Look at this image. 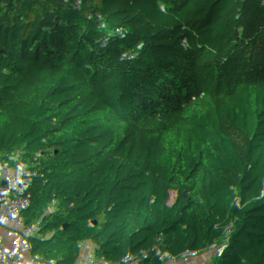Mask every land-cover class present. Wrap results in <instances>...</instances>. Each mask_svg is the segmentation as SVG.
Returning <instances> with one entry per match:
<instances>
[{
  "label": "trees",
  "instance_id": "obj_1",
  "mask_svg": "<svg viewBox=\"0 0 264 264\" xmlns=\"http://www.w3.org/2000/svg\"><path fill=\"white\" fill-rule=\"evenodd\" d=\"M119 1L0 12V264H264V0Z\"/></svg>",
  "mask_w": 264,
  "mask_h": 264
},
{
  "label": "built area",
  "instance_id": "obj_2",
  "mask_svg": "<svg viewBox=\"0 0 264 264\" xmlns=\"http://www.w3.org/2000/svg\"><path fill=\"white\" fill-rule=\"evenodd\" d=\"M110 0H76L77 10L71 13L70 19L74 23L72 26V31L74 32L79 23L82 20L81 12L85 11L89 14H94L98 9V6L102 2ZM117 2L118 8L114 9L109 17H113L114 21L117 17H122L123 9L121 2L119 0H113ZM119 3V4H118ZM68 8L65 4L62 3V0H46V3L43 4L41 0H0V12H12L13 18L12 21L15 23L23 16H29V19L35 22L39 27L44 29L49 28L50 22L56 23L57 19L61 17L62 14L67 13ZM213 23L209 22L201 31L199 36L193 42V50L197 51L202 48L208 41L209 35L213 32ZM54 36L53 33H51ZM226 36L221 35L215 40V44L222 45ZM73 42L69 39L67 35H62L59 38L58 47L56 49V56L60 59L66 57L70 50L73 48ZM90 46V45H89ZM10 64V61H8ZM38 71H41V67L38 68ZM32 76V73L30 74ZM4 79H6L7 84H10V74L6 73ZM200 83V82H199ZM5 108L4 105L0 104V113L3 112ZM251 114L243 117L240 116L234 110L227 112L225 117V124L223 130V137H229L232 135H242L244 132L245 123L251 119ZM14 125L16 128L27 132L31 127V122L27 118H20L16 115ZM41 135L40 131L36 133V139H39ZM64 158V155L61 156ZM77 165H82V161H76ZM66 176V173L63 174V177ZM86 187V185L84 186Z\"/></svg>",
  "mask_w": 264,
  "mask_h": 264
},
{
  "label": "rangeland",
  "instance_id": "obj_3",
  "mask_svg": "<svg viewBox=\"0 0 264 264\" xmlns=\"http://www.w3.org/2000/svg\"><path fill=\"white\" fill-rule=\"evenodd\" d=\"M117 8H118L117 2H114L113 0L102 2L100 4V7L98 8V11L100 12L99 18H97L94 22L97 23V22L101 21L102 24L112 25L113 22H114V18L113 17H109V16L113 12V10L117 9ZM101 23H100V25H101ZM0 58L4 62V65H5V68H6V72H7L8 71L7 70L8 69L7 60L9 59L8 51L5 53L4 56H0Z\"/></svg>",
  "mask_w": 264,
  "mask_h": 264
},
{
  "label": "bare ground",
  "instance_id": "obj_4",
  "mask_svg": "<svg viewBox=\"0 0 264 264\" xmlns=\"http://www.w3.org/2000/svg\"><path fill=\"white\" fill-rule=\"evenodd\" d=\"M6 68L5 65L2 62V59L0 58V78H3L6 75Z\"/></svg>",
  "mask_w": 264,
  "mask_h": 264
},
{
  "label": "crops",
  "instance_id": "obj_5",
  "mask_svg": "<svg viewBox=\"0 0 264 264\" xmlns=\"http://www.w3.org/2000/svg\"><path fill=\"white\" fill-rule=\"evenodd\" d=\"M95 12H97V10H96ZM114 22H115V21H114ZM114 22H113V23H114ZM101 25H102V26H110V27L113 26V24H112V25H106V24H102V23H101ZM6 52H7V51H6ZM8 53H9V51H8ZM1 58H2V57H1ZM8 61H10V60H9V59L7 60V65H8ZM2 62H3V60H2ZM3 64H4V62H3ZM7 70H8V69H7ZM8 72H9V70L7 71V73H8ZM4 77H5V76H4ZM4 77H3V78H0V81H1L2 79H4Z\"/></svg>",
  "mask_w": 264,
  "mask_h": 264
},
{
  "label": "water",
  "instance_id": "obj_6",
  "mask_svg": "<svg viewBox=\"0 0 264 264\" xmlns=\"http://www.w3.org/2000/svg\"><path fill=\"white\" fill-rule=\"evenodd\" d=\"M41 2H42L43 4H45V3H46V0H41ZM27 18H29V16H27Z\"/></svg>",
  "mask_w": 264,
  "mask_h": 264
}]
</instances>
